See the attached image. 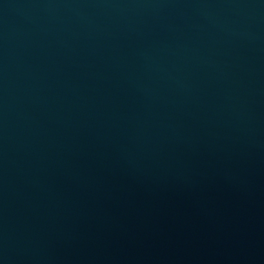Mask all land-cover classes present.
Returning <instances> with one entry per match:
<instances>
[{"label": "water", "instance_id": "water-1", "mask_svg": "<svg viewBox=\"0 0 264 264\" xmlns=\"http://www.w3.org/2000/svg\"><path fill=\"white\" fill-rule=\"evenodd\" d=\"M0 264H264V0H0Z\"/></svg>", "mask_w": 264, "mask_h": 264}]
</instances>
